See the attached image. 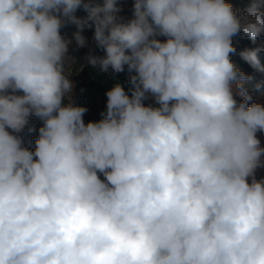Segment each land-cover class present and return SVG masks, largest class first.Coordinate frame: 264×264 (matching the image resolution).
I'll return each mask as SVG.
<instances>
[{
	"label": "clouds",
	"instance_id": "clouds-1",
	"mask_svg": "<svg viewBox=\"0 0 264 264\" xmlns=\"http://www.w3.org/2000/svg\"><path fill=\"white\" fill-rule=\"evenodd\" d=\"M262 8L0 0V264H264V105L231 59L236 35L264 36ZM73 43L78 71L129 74L96 122L72 101ZM261 52L239 55L264 73Z\"/></svg>",
	"mask_w": 264,
	"mask_h": 264
},
{
	"label": "trees",
	"instance_id": "trees-1",
	"mask_svg": "<svg viewBox=\"0 0 264 264\" xmlns=\"http://www.w3.org/2000/svg\"><path fill=\"white\" fill-rule=\"evenodd\" d=\"M244 2L250 4L252 0H244ZM261 2L264 3V0H261ZM131 8L132 4L120 15L124 16L128 14L129 12H131ZM261 10L264 11V8H262ZM161 39L163 40L164 38L161 37ZM233 43L237 45V52L235 54H232V61L236 62L239 65V68H242L243 72H245L246 74L254 72V69L248 63L241 59L239 52L244 50L245 48L260 47L262 46L261 41L257 39L255 43H253L250 39H248L241 33L233 38ZM98 51L100 55H103L100 50ZM259 55L262 63L264 52H261ZM80 63L86 62L84 61V59H82L68 71L69 73L73 74L71 79L75 83V87L73 89V97L76 101L74 102V104L87 108L88 111L83 117L85 123H88L90 121L96 122L102 118L100 113L106 110V92L110 90L116 83H120L125 88V90H127L130 87L128 83L129 74L127 70L117 74L114 73L111 69H109L107 72H102L99 69H92L87 66L78 71L81 67ZM262 89H264V87H262ZM145 103L147 105L148 103H152V101H145ZM33 135H38V132L30 133L25 130L22 133L23 139H28Z\"/></svg>",
	"mask_w": 264,
	"mask_h": 264
},
{
	"label": "rangeland",
	"instance_id": "rangeland-1",
	"mask_svg": "<svg viewBox=\"0 0 264 264\" xmlns=\"http://www.w3.org/2000/svg\"><path fill=\"white\" fill-rule=\"evenodd\" d=\"M247 1H249V0H247ZM226 2L231 3L232 6L234 7V9L238 10L240 12V14H243V11L249 6V4L244 2V0H226ZM118 4L122 8V11H121V13H122L123 11L127 10L131 4H133V0H118ZM76 15L78 17H85L87 15V13L84 12L83 9H80L77 11ZM124 17L130 18L131 12L124 15ZM76 30L77 29L75 28L74 25H68V26H65L64 28L61 29V34L63 36H65L66 38H70L72 36V33L75 32ZM82 34L86 37L89 46H94L93 41H92L93 29L85 28ZM160 39H161V37H160ZM259 40L261 41V44L264 45V36H261L259 38ZM234 46L237 47L236 44H234ZM88 51H89V47L80 48L78 50L75 49V45L73 43V45L70 46V48H69V54L71 56L75 57L77 62H72L71 60H69L66 70L69 71V69H71L80 60H82L85 57V55L88 53ZM95 54L100 55L98 49L96 50ZM262 60H263L262 64H264V55H263ZM233 63H235L239 67V65L236 62H233ZM240 69L242 70V68H240ZM253 71L254 72H252V73H247L248 75H251L253 77L252 83L249 86L250 92H251V94L254 98V101L256 103L264 105V89H262V87H264V73H260V72L256 71L255 69ZM258 83L261 84L260 89H262V90H260V89L256 90L255 89V85ZM73 96L74 95H72V101L75 102L76 100ZM236 98L238 100L242 99L238 95L236 96ZM30 119H31V125L30 126L34 127L35 129L38 130L39 127L42 126V122L39 121L36 117H31ZM26 131H27V129H26ZM257 136L261 141V146L264 147V133L258 132ZM36 138H37V135H33V136H30L28 139H24L25 146L34 150V148H35L34 140ZM262 159H264V158H262ZM256 177H257V179L264 178V168H260L257 170ZM101 179H103V176H101Z\"/></svg>",
	"mask_w": 264,
	"mask_h": 264
}]
</instances>
